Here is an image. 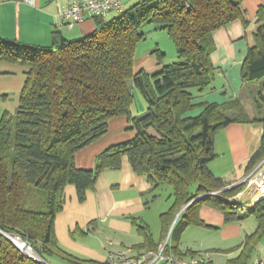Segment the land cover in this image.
Returning a JSON list of instances; mask_svg holds the SVG:
<instances>
[{"label": "trees", "instance_id": "trees-1", "mask_svg": "<svg viewBox=\"0 0 264 264\" xmlns=\"http://www.w3.org/2000/svg\"><path fill=\"white\" fill-rule=\"evenodd\" d=\"M6 1V0H0ZM118 16L92 18L94 31L83 38L68 39L59 27L52 31V44L32 45L0 37V62L24 67L25 83L15 113L2 108L7 93H0V264H48L46 256L58 255L78 263H101L79 259L63 249L55 221L64 209L65 189L76 187L79 201L94 189L106 169L120 167L127 155L136 172L152 188L161 183L173 187L174 204L161 214L165 232L173 243L166 253L201 256L182 251V231L190 224L206 225L200 209L204 204L219 208L227 221L239 218V208L229 198L244 188L231 186L216 176L209 164L217 156L216 134L232 123L264 125V4L260 22L241 66V78L258 85L253 100L257 114H250L240 96L227 102L197 101L191 91H204L215 78L213 33L240 19L246 26L250 15L243 0H141ZM156 23L168 30L179 60L165 64L157 48L159 68L136 69V50L145 36L142 27ZM133 83L147 101L146 112L133 115ZM201 108L194 115L193 111ZM126 116L136 134L100 153L90 169L76 165V153L106 134L112 118ZM264 159V132L260 148L250 157L247 171ZM229 186H231L229 188ZM253 215L257 226L236 248L227 264H251L264 237V196L245 216ZM143 240L133 245L135 255L157 251L148 224L135 221ZM77 226L71 236L94 229ZM27 242L40 260L26 254L9 237ZM107 264V263H101Z\"/></svg>", "mask_w": 264, "mask_h": 264}, {"label": "crops", "instance_id": "crops-1", "mask_svg": "<svg viewBox=\"0 0 264 264\" xmlns=\"http://www.w3.org/2000/svg\"><path fill=\"white\" fill-rule=\"evenodd\" d=\"M67 1L36 0L35 5H31L24 0L1 1L0 37L18 39L21 42L32 45H51L52 31L59 23L56 15L57 3H66ZM259 1L260 5L264 4V0ZM252 15L251 13L250 19H253ZM255 18V23L248 27L244 25L242 20L236 19L214 31L213 38L216 43V49L212 54V60L215 66L221 67L218 71L219 75H223L224 71L225 76L229 75L234 92L230 95L223 87H213L214 89H210L205 94L196 95L197 101L222 103L240 96L244 87V82L241 78V66L249 48L255 44V33L260 24L257 15L254 16ZM59 29L66 38L78 39L90 35L95 29V24L92 19H87L75 24L71 29L67 26L59 27ZM3 66L5 68L0 70V80H10L14 70H11V66ZM135 66L137 70L144 69L147 72H153L160 67L157 58L150 52H145L139 58H136ZM2 93L6 92L3 91ZM200 111L201 108H197L192 114L196 115ZM132 113L133 115H138V112L134 110L133 104ZM220 132L215 136V150L219 158L224 159L228 165L223 168L215 163L212 166L209 164V167L218 177L225 178L226 175H231V178L226 179V182L234 185L246 177L250 157L260 148L264 125L261 122L232 123ZM135 134L136 130L133 128V124L128 121L126 116L110 119L106 134L76 153L77 167L93 168L100 153L118 142L132 138ZM110 171L118 174L116 176L118 181L120 180L119 178L122 180V183H113L112 186L118 187V189L122 188L124 193L123 195H118L114 193V189L108 190L106 192L108 195L105 198L109 203L104 200V196L100 197L101 194H99L98 199L95 188L88 190L85 201H79L75 185L69 184L66 186V201L64 209L56 217L55 231L60 246L79 259L97 260L101 263H107L109 249L107 247L103 250L101 249L98 244L99 241L98 243L96 242L98 239L94 234L95 230L88 232L84 236L72 237L71 231L77 226L86 229L88 223L99 219L110 229L114 228L131 233L133 225L129 218L144 209L143 195L150 190L151 184L145 176L134 170L128 156H123L119 168L106 169L97 180L96 184L98 186L101 182H106L105 174ZM240 193L244 195L243 198L234 196L229 198V201L235 202L236 206L241 210L252 209L255 204L253 201L254 195L245 190ZM135 244L126 246V249H130L132 254H135L132 249ZM261 253H263V250L259 251L255 257ZM54 256L57 255L51 257L53 258ZM59 258H61V261L55 259L56 261L53 263L88 264L67 261L66 258L62 257ZM227 260L219 264H227Z\"/></svg>", "mask_w": 264, "mask_h": 264}, {"label": "rangeland", "instance_id": "rangeland-1", "mask_svg": "<svg viewBox=\"0 0 264 264\" xmlns=\"http://www.w3.org/2000/svg\"><path fill=\"white\" fill-rule=\"evenodd\" d=\"M139 1L141 0H123L124 10H127ZM244 2L247 6L250 15L251 13L253 14V19H250L249 22L246 24V26L248 27L249 25L255 23V15H257L258 18V9L260 6V1L244 0ZM119 14L121 13L117 11H112L108 17L112 18L114 16H118ZM142 32L144 33L145 37L138 43L136 50V58H139L145 52H150V54L157 57V55L153 54L152 52L159 48L160 51L163 53V62L165 64H171L179 60L177 47L167 29L161 28L158 26V24L152 22L146 23L142 27ZM3 65L11 66V70H14V73H12L10 80H0V93L5 91L8 95L7 99L2 102V108L8 109L12 113H15L19 107L20 95L25 83L24 67L16 63L12 64L11 62H3L0 64V70H4L5 67ZM219 69H221V67L216 66L215 78L211 83L210 87L206 88L204 91H200L198 88L194 87L191 89L193 94L202 95L206 92H209L210 89L223 87L225 88L228 94L232 95L234 89L230 77L229 75H224L225 71L223 75H219ZM130 86L135 94V100L133 102L134 110L138 112V114L145 113L148 105L145 97L140 92V90L133 85L132 82L130 83ZM257 87L258 85L253 83L245 84L244 94L241 97L247 111L252 115L257 114V107L253 100V96L256 93ZM220 131L218 133H221ZM215 163L219 166H222L223 168L228 165L224 159L219 158L218 153L216 158L210 162V166ZM112 171L107 172V174H105L106 182H101L99 186L98 184L95 185V191L97 193L96 196L99 199V194H101L100 197L104 196L103 198L107 203H109V201L105 197H107L108 195L106 193L108 192V190L110 191V189H114V193L118 195H123L124 193V190L122 188L118 189V187L112 186L113 183H122L121 178H119V181L118 178H116L118 174H114L115 172ZM251 171H247V175ZM230 176L231 175L228 174L225 178H221L226 181V179L231 178ZM250 180L251 178L244 177L241 181H239V183H244L245 186L243 190L251 192V194L254 195L253 201L256 202V198L258 197L259 192L255 190L256 184H250ZM243 190L241 192H243ZM236 196L243 198L244 195L242 193H238ZM143 199L144 209L129 218L133 225L131 233H126L124 231L114 228L110 229L101 220H93L91 227L95 230L94 234L98 239L96 240V242L98 243L99 241L98 244L101 246L102 250L105 247H107L109 251L126 249V246L142 241L143 237L139 233L138 227L136 223H134V219H136L135 221L138 223L144 222L148 224L155 241L158 242L163 239V243L165 242L169 231L165 232L161 214L170 210V208L174 204L173 187L168 183H161L154 188H152L151 186L150 190L144 193ZM204 205V207H201L200 210L202 212L201 218L205 221L206 225H188L180 235L179 246L182 251L199 252L219 264L220 262H224L227 259L235 256L237 254V251L222 252L216 250H229L238 247L244 241L246 235L252 233L255 230L257 226V221L253 215L245 216L246 211H248L249 209H240L239 215L241 216L239 218L227 221L222 210L210 206L208 204ZM168 237L170 244H172L173 238L171 237V232ZM261 250H263L264 252V237L259 243L256 251L254 252L253 257H255ZM59 257L60 256L58 255L54 256L53 258L50 256H46V261L48 262V264H54L53 262H55L56 260L61 261V258ZM66 260L69 261L68 259Z\"/></svg>", "mask_w": 264, "mask_h": 264}, {"label": "built area", "instance_id": "built-area-1", "mask_svg": "<svg viewBox=\"0 0 264 264\" xmlns=\"http://www.w3.org/2000/svg\"><path fill=\"white\" fill-rule=\"evenodd\" d=\"M35 5L36 0H24ZM123 0H68L66 3L58 2L56 15L59 19L58 27L72 28L95 16L107 18L112 11L122 12ZM251 178L250 184H256L255 190L259 192L256 201L264 196V159L246 176ZM166 242L159 246L157 251H149L140 255L130 253V249L109 251L107 264H217L209 257L177 256L166 253ZM251 264H264V252L253 259Z\"/></svg>", "mask_w": 264, "mask_h": 264}, {"label": "water", "instance_id": "water-1", "mask_svg": "<svg viewBox=\"0 0 264 264\" xmlns=\"http://www.w3.org/2000/svg\"><path fill=\"white\" fill-rule=\"evenodd\" d=\"M237 184H239V183H236V184H234V185H231V186H235V185H237ZM231 186H229V188L231 187ZM178 217V215L176 216V218ZM176 218H175V220H176ZM175 220L173 221V224H174V222H175ZM173 224L171 225V227H170V230H169V233H168V236H169V234H170V232H171V229H172V226H173ZM17 237V238H19V239H21L20 237H18V236H15V235H9L8 234V237L13 241V242H15L16 243V245L17 246H19V244L17 243V241L14 239V237ZM167 236V238H166V240H165V242L167 243L168 242V237ZM22 240V239H21ZM30 246V245H29ZM20 247V246H19ZM21 248V247H20ZM30 248L32 249V247L30 246ZM22 249V248H21ZM23 250V249H22ZM33 250V249H32ZM34 251V250H33ZM25 252V251H24ZM35 252V251H34ZM26 254H28L29 256H31V257H33L34 259H36V260H40L41 258L39 257V255L35 252V255H32V254H30V253H27V252H25Z\"/></svg>", "mask_w": 264, "mask_h": 264}, {"label": "bare ground", "instance_id": "bare-ground-1", "mask_svg": "<svg viewBox=\"0 0 264 264\" xmlns=\"http://www.w3.org/2000/svg\"><path fill=\"white\" fill-rule=\"evenodd\" d=\"M14 237V236H13ZM14 239L17 241L19 246L27 253H30L32 255H35V252L30 248L29 244L17 237H14ZM15 243V242H14Z\"/></svg>", "mask_w": 264, "mask_h": 264}]
</instances>
